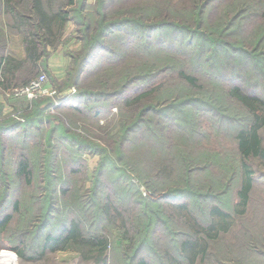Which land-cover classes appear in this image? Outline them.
I'll use <instances>...</instances> for the list:
<instances>
[{
    "label": "rangeland",
    "instance_id": "1",
    "mask_svg": "<svg viewBox=\"0 0 264 264\" xmlns=\"http://www.w3.org/2000/svg\"><path fill=\"white\" fill-rule=\"evenodd\" d=\"M52 1L64 5V0ZM83 1L93 24L98 0ZM104 2L101 12L105 11L109 20L127 19L122 27L114 28L108 39L111 61L103 63V71L95 72L90 66L86 71L83 67L82 80L73 82L76 73L71 69L72 57L82 51L83 34L82 26L71 19L58 44L50 49L47 70L41 72L46 74L48 86L56 91L55 96L13 98L12 90L25 84L5 89L0 86V125L6 136L0 187L1 174L5 173V191L10 201L18 205L16 210L11 205L4 208V215L10 220L0 228V253L12 254V258L0 264H94L70 250L46 249L38 260L19 256L18 250L23 246L13 241L11 230L17 227L29 196L34 201L35 218L43 214L45 192L39 188L44 183L42 175L49 156L54 189L49 205L51 215L57 217L60 210L62 217H76L77 200L92 211L93 187L96 200L106 205L107 219H102L94 231L109 239L107 264H125L120 254L122 242L128 245V241H123L125 234L136 242L143 237L150 239L136 247L134 243L128 245L134 247L129 264L141 258L149 264H172L175 243L186 238H199L200 244L204 242L206 246L204 255L201 253L193 264H264V107L254 106L262 153L247 161L254 184L246 207L240 205L237 196L243 174L236 133L230 124L242 126L252 121L245 104L231 95L232 89L264 99V0ZM197 8L202 16L199 23L192 17ZM138 17L151 25L140 33L139 40L128 24L129 18ZM168 22L175 23V27ZM196 31L219 44L207 42L196 54ZM89 33H93V25ZM259 34L263 35L255 44ZM7 39L5 52L20 57V38L9 32ZM225 47L233 50L222 65L224 71H216L214 59ZM258 56L261 60L256 64ZM243 57L246 58L242 60ZM129 73V80L119 88V80ZM186 76L194 79V86L186 84ZM96 90H104L106 95L99 100L90 97L89 106L77 99L74 103L85 105L81 109H72V102L65 101L80 92ZM141 94L144 95L140 100H135ZM153 101L157 102L154 106ZM36 108L42 110L44 117L40 124L26 120ZM141 108L146 109L143 120L135 123ZM183 112L185 122L179 120ZM23 120L33 123L24 132V144L21 128L16 127ZM60 124L65 126L66 136L54 129L47 137L48 130ZM124 125L128 130L123 133ZM21 153L39 159L32 166L29 180L8 176L7 162ZM59 189L65 192L58 195ZM238 202L240 206L235 208ZM146 205L160 215L144 233ZM212 207L232 218L226 217L228 224L223 228L214 226L209 239L205 230L212 222L208 216Z\"/></svg>",
    "mask_w": 264,
    "mask_h": 264
},
{
    "label": "trees",
    "instance_id": "2",
    "mask_svg": "<svg viewBox=\"0 0 264 264\" xmlns=\"http://www.w3.org/2000/svg\"><path fill=\"white\" fill-rule=\"evenodd\" d=\"M208 1L205 0V2ZM65 4L66 6H64ZM64 5L59 2L54 3L52 0H0V86L3 89L17 85L22 86V84H26L31 79H33L34 76L39 75V73L47 70V60L50 56V49L58 44L65 25L71 21V19L74 21L76 20V22L82 26V30L80 29V31H82L83 34L81 36V41L83 43L81 48L82 51H79L76 56L74 55L72 57L71 69L74 68L76 73L73 82L77 84L82 80L81 76L83 75V67H85L84 70H86L87 67L90 66V68L94 69L95 72H101L103 71L101 68L103 67V63H110V53L108 52L109 49L107 45L108 39L113 36L111 34L114 32V28L120 25L122 27V22L127 18L122 17L124 18L123 21L120 18L117 20H109L105 14V11L101 12L102 9L104 10V0H98V7L96 9L97 15L96 18H94L95 21L93 24L92 17H90V14L88 15L85 12L86 10L85 7H83V0H64ZM196 5L195 7H197ZM147 10H143V12ZM192 17L194 22L199 23L202 16L199 14L198 8L193 10ZM129 19L131 20L128 22V24L132 26L134 34L138 37V40L142 37L140 35L141 32H144V30L148 31L151 28V25L147 26L145 24V19L140 17ZM2 20L4 22H1ZM168 24L170 27H175V23L170 24L168 22ZM91 25H93L92 34L89 33ZM8 31L13 32V34L20 38L23 49V57L17 58L14 55L7 54L5 52L8 45ZM185 32L189 31L187 30ZM260 35L261 34L257 36L255 44H257ZM144 42L146 41H141V43ZM207 42H210L211 45L219 44V41L212 40L198 31L195 32L194 45L196 54L202 50V47L205 46ZM232 50V48L225 47L223 53L220 54L218 59H214L216 71H224L222 65L229 57ZM244 58L246 57L241 59L243 60ZM259 60H261L260 56L257 57L256 64L259 62ZM129 75L130 73L126 74L122 79L119 80L120 83L117 84L119 88H123L125 83L129 80ZM184 79L186 80V84L189 86H194V79L192 77L186 76ZM105 95L106 94L104 93V90L90 92L83 91L80 92L79 95H73L69 98H65V101L72 102L69 106L72 109H81L85 105H82V103H74L77 101V99L79 102L84 100L86 102L85 104L89 106L91 103V100L89 101L90 97L99 100ZM143 95L141 94L135 100H140ZM231 95L236 100L245 104L250 115L252 116V121H249V124L243 123L242 126H240V124L238 125L236 122L230 123L234 133H236L237 150L240 154V167L243 174L241 187L237 192V196L240 205L245 204L246 207L249 194L254 184L250 175L251 172L247 167V161L255 156H260L262 153L260 146L261 138L257 133L256 126L259 118L256 116V113L254 114V106L264 107V99L260 98L259 96L256 97L254 95H250L238 89H232ZM156 104L157 102L153 101L151 105L154 106ZM34 105L38 107L37 104L34 103ZM151 105L146 106L150 107ZM28 106L29 105H26V108ZM144 109L141 108V110L135 116V123L141 122V120H143L142 114ZM98 112V110H94V113ZM41 113L42 110L36 108V110L32 111V113L26 116V120L32 119L33 123L40 124V121L44 118L41 116ZM179 118H181L179 120L184 122L185 120L187 121L185 112H183ZM33 123L24 122L23 120V122H18L19 125H16L17 128H21L20 137L22 139V144H24L25 139L23 137L26 133V129H28L30 126H33ZM3 128L4 127L0 125V165L4 161L2 157V149H4L3 137H6L2 132ZM54 129H57L58 133L61 135L66 136L67 130L63 124H60L57 128H51L48 130L47 137L50 136ZM127 130L128 126L124 125L122 132L124 133ZM22 154L23 153L20 155L18 154L15 158H12L10 162H7L9 163L8 176H11L12 178L17 176L21 178L24 177L29 180L33 174L32 166H34V164L36 165L39 159L36 155L29 157ZM51 157L52 156H49V158L46 159V168L44 169L45 174L42 175L44 183L42 184V188H39V190H44L45 192L42 205V210L44 211L42 212L43 214L36 216L35 218L33 212L35 206L31 195L29 196V199L26 200V209L21 213L19 221L17 222V227L11 230L13 241H15L18 245L21 244L23 246V249L18 250V253L20 254L19 256L24 260H38L41 258L40 256L46 249L51 252L70 250L76 254L78 253L79 255H82L83 259L91 260L94 264H107L109 239L106 236L94 231V229L97 228L99 224H101L102 219L106 221L107 207L105 204L96 200V197L94 196V187L90 195L92 205H94L92 211L88 209V205H86L84 202L77 200L75 205L78 209V214L76 217L70 219L62 217L60 215V210H57V217H55L53 214L51 215V206L49 205L52 203L51 194L54 192L52 186L53 170L51 169V166L53 164ZM1 175L3 185L0 187V228H4L6 225H8L7 223L10 220V217L4 215V208L6 210L7 206L11 205V208L16 210L18 209V205L17 202L10 201L9 195H7L5 191V181H7L8 178L5 176V173L4 175ZM37 185L39 187V183ZM60 192H65V190L61 189L60 191L59 189L58 195ZM122 193V199H124V197H126V192L123 191ZM239 202L238 205L236 204L237 206L235 205V208L240 206ZM144 208L145 211L143 215L145 221L142 224H144L143 232L145 233L150 223H154L160 213L159 211L152 212L151 206L148 207L146 205ZM181 209L183 210L184 207ZM208 216L212 218V222L209 225V228L205 230V235L207 238L212 239L208 236V233L212 232L214 226L216 228L218 226L223 228L228 224L226 217L231 216L215 207L211 208ZM217 217L222 220L219 221ZM165 218L169 219V216L166 215ZM48 222L50 224H48ZM195 233L197 234L198 232L195 230ZM137 234L138 232L136 235ZM141 237L143 236L141 235ZM123 239V241H128V245L134 243V247L145 243V241H150L149 238L145 239V237H143V240H137L136 242V240L134 241V239L128 234H125ZM198 239L199 238H186L175 243V254L170 258L171 263L193 264L196 262V259H198L201 253L204 255L206 246L204 242L203 244H200L201 242ZM128 245L122 242L123 252L120 254H122L125 264H129L133 253V250L131 251V249L134 248L133 245H131V248L128 247ZM127 247L128 249H126ZM130 251L131 253L129 254ZM182 260H184V262H182ZM135 264L149 263L146 259L141 258L138 259Z\"/></svg>",
    "mask_w": 264,
    "mask_h": 264
},
{
    "label": "built area",
    "instance_id": "3",
    "mask_svg": "<svg viewBox=\"0 0 264 264\" xmlns=\"http://www.w3.org/2000/svg\"><path fill=\"white\" fill-rule=\"evenodd\" d=\"M11 95L13 98L24 97L28 100H34L42 95L53 97L56 95V91L48 86L46 74L40 73L36 78L30 80L24 86L20 88H14L11 92Z\"/></svg>",
    "mask_w": 264,
    "mask_h": 264
},
{
    "label": "bare ground",
    "instance_id": "4",
    "mask_svg": "<svg viewBox=\"0 0 264 264\" xmlns=\"http://www.w3.org/2000/svg\"><path fill=\"white\" fill-rule=\"evenodd\" d=\"M10 258H12V254H7L5 252L0 253V261L1 262L6 263V261L9 260Z\"/></svg>",
    "mask_w": 264,
    "mask_h": 264
},
{
    "label": "crops",
    "instance_id": "5",
    "mask_svg": "<svg viewBox=\"0 0 264 264\" xmlns=\"http://www.w3.org/2000/svg\"><path fill=\"white\" fill-rule=\"evenodd\" d=\"M21 57H23V49H22V51H21V54H20V57H17V58H21ZM51 62V61H50ZM51 63H49L48 62V65H50Z\"/></svg>",
    "mask_w": 264,
    "mask_h": 264
}]
</instances>
